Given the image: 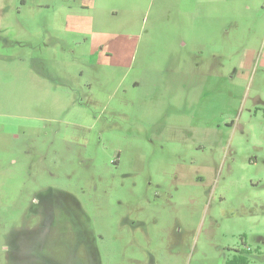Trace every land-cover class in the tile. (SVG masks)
I'll use <instances>...</instances> for the list:
<instances>
[{
    "label": "rangeland",
    "instance_id": "374dc122",
    "mask_svg": "<svg viewBox=\"0 0 264 264\" xmlns=\"http://www.w3.org/2000/svg\"><path fill=\"white\" fill-rule=\"evenodd\" d=\"M240 251L264 264V0H0V264Z\"/></svg>",
    "mask_w": 264,
    "mask_h": 264
},
{
    "label": "trees",
    "instance_id": "16d2710c",
    "mask_svg": "<svg viewBox=\"0 0 264 264\" xmlns=\"http://www.w3.org/2000/svg\"><path fill=\"white\" fill-rule=\"evenodd\" d=\"M247 254V251L236 252L225 264H249Z\"/></svg>",
    "mask_w": 264,
    "mask_h": 264
},
{
    "label": "flooded vegetation",
    "instance_id": "af4514ba",
    "mask_svg": "<svg viewBox=\"0 0 264 264\" xmlns=\"http://www.w3.org/2000/svg\"><path fill=\"white\" fill-rule=\"evenodd\" d=\"M44 238H45V237H43L42 239L44 240ZM87 254H88V256H91V255H90V254H91V251H89V252L87 251Z\"/></svg>",
    "mask_w": 264,
    "mask_h": 264
}]
</instances>
